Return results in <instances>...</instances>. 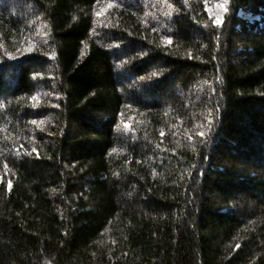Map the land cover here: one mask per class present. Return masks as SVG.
Listing matches in <instances>:
<instances>
[{
    "label": "trees",
    "instance_id": "trees-1",
    "mask_svg": "<svg viewBox=\"0 0 264 264\" xmlns=\"http://www.w3.org/2000/svg\"><path fill=\"white\" fill-rule=\"evenodd\" d=\"M209 1L0 0V264H264V0Z\"/></svg>",
    "mask_w": 264,
    "mask_h": 264
},
{
    "label": "snow or ice",
    "instance_id": "snow-or-ice-1",
    "mask_svg": "<svg viewBox=\"0 0 264 264\" xmlns=\"http://www.w3.org/2000/svg\"><path fill=\"white\" fill-rule=\"evenodd\" d=\"M227 3H228V0H223V3H217L215 5V9H220V10H223L225 13H227V11H228V9L226 7ZM208 11H213V9L210 8V9H208ZM222 23H223V17L217 16L213 19V24L216 26H220V25H222ZM171 42H172L171 40L168 41V43H171ZM32 123L35 124L36 121L33 120ZM125 127H129V125L125 124ZM10 186L11 185H9V187Z\"/></svg>",
    "mask_w": 264,
    "mask_h": 264
},
{
    "label": "rangeland",
    "instance_id": "rangeland-1",
    "mask_svg": "<svg viewBox=\"0 0 264 264\" xmlns=\"http://www.w3.org/2000/svg\"><path fill=\"white\" fill-rule=\"evenodd\" d=\"M217 3H223V0H210L208 2V5H207V11L210 8L213 9V11H208L210 17H212L214 19L215 17L220 16V17H223V20H224L225 12L223 10H220V9H215V5ZM226 7H227V5H226ZM246 18L250 19L251 16L246 15Z\"/></svg>",
    "mask_w": 264,
    "mask_h": 264
}]
</instances>
